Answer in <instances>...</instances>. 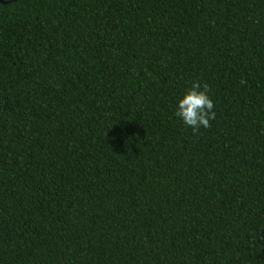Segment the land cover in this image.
I'll list each match as a JSON object with an SVG mask.
<instances>
[{
    "label": "trees",
    "instance_id": "obj_1",
    "mask_svg": "<svg viewBox=\"0 0 264 264\" xmlns=\"http://www.w3.org/2000/svg\"><path fill=\"white\" fill-rule=\"evenodd\" d=\"M0 264H264V0L0 3Z\"/></svg>",
    "mask_w": 264,
    "mask_h": 264
},
{
    "label": "clouds",
    "instance_id": "obj_2",
    "mask_svg": "<svg viewBox=\"0 0 264 264\" xmlns=\"http://www.w3.org/2000/svg\"><path fill=\"white\" fill-rule=\"evenodd\" d=\"M214 108V102L208 93V85L194 82L177 99L174 115L185 127L196 133L201 128L210 127V121L216 118Z\"/></svg>",
    "mask_w": 264,
    "mask_h": 264
},
{
    "label": "water",
    "instance_id": "obj_3",
    "mask_svg": "<svg viewBox=\"0 0 264 264\" xmlns=\"http://www.w3.org/2000/svg\"><path fill=\"white\" fill-rule=\"evenodd\" d=\"M19 0H13V1H4V0H0V3L3 4V5H8L12 2H18Z\"/></svg>",
    "mask_w": 264,
    "mask_h": 264
}]
</instances>
